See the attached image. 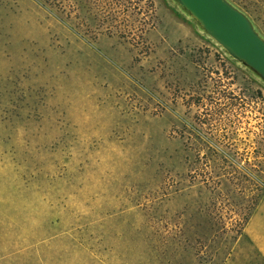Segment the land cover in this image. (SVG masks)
I'll return each mask as SVG.
<instances>
[{"label": "rangeland", "instance_id": "rangeland-1", "mask_svg": "<svg viewBox=\"0 0 264 264\" xmlns=\"http://www.w3.org/2000/svg\"><path fill=\"white\" fill-rule=\"evenodd\" d=\"M263 252L262 84L168 0H0V264Z\"/></svg>", "mask_w": 264, "mask_h": 264}, {"label": "water", "instance_id": "water-1", "mask_svg": "<svg viewBox=\"0 0 264 264\" xmlns=\"http://www.w3.org/2000/svg\"><path fill=\"white\" fill-rule=\"evenodd\" d=\"M196 30L264 86V37L229 0H168Z\"/></svg>", "mask_w": 264, "mask_h": 264}, {"label": "trees", "instance_id": "trees-1", "mask_svg": "<svg viewBox=\"0 0 264 264\" xmlns=\"http://www.w3.org/2000/svg\"><path fill=\"white\" fill-rule=\"evenodd\" d=\"M255 205H257V201L255 202ZM255 208V207H254ZM254 208H252L251 210H249V212L245 215V217L243 218L244 222L247 223L249 218L251 217V212L252 210H254Z\"/></svg>", "mask_w": 264, "mask_h": 264}, {"label": "crops", "instance_id": "crops-1", "mask_svg": "<svg viewBox=\"0 0 264 264\" xmlns=\"http://www.w3.org/2000/svg\"><path fill=\"white\" fill-rule=\"evenodd\" d=\"M263 254H264V252H263Z\"/></svg>", "mask_w": 264, "mask_h": 264}]
</instances>
